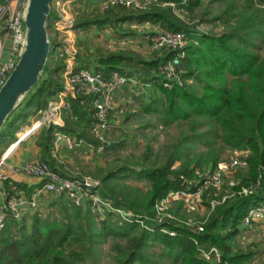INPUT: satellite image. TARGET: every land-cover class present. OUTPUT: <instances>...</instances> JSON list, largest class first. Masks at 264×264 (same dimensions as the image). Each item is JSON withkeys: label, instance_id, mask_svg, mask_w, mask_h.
<instances>
[{"label": "trees", "instance_id": "1", "mask_svg": "<svg viewBox=\"0 0 264 264\" xmlns=\"http://www.w3.org/2000/svg\"><path fill=\"white\" fill-rule=\"evenodd\" d=\"M54 1L51 0L46 22L50 41L46 68L35 86L6 118L0 130V146L14 141L16 132L28 124L31 117L37 116L38 111L44 109L48 101L54 99L62 89L60 73L64 70L65 62L53 57L61 46V40L57 39L58 32L54 29V22L58 19ZM170 2H174V6ZM200 2L151 0L146 10L114 7L104 12H84L75 18L73 30L80 33L122 22L136 25L148 23L164 30L186 32L189 39L180 66L184 81L190 79L191 84L185 83L170 90L158 84L160 93L154 101L142 102V109L162 118L165 125L186 120L192 115L216 123L210 140L218 138L222 140L223 146L232 151L249 152V167L246 172H236L238 184L231 186V189L236 190L258 180V190L252 195L228 198L217 205L204 223L203 232L197 233L193 226L182 224L175 227V236L159 231L149 232L138 223H119L111 213L98 219L88 206L75 207L66 197L60 196L51 201L50 212L46 214L36 211L20 222L13 219L7 222L0 230V264H88L87 259L94 245L107 238L113 241L122 238L127 243L124 246L114 244L112 247L115 264H156V260L145 255L147 249L156 244L160 246V251L155 256L165 264H249L258 254L257 244L241 248L236 237L240 235L239 223L246 211L264 202V0H225L224 7L217 14H204L201 18L206 22L211 24L218 20L222 24L220 33L199 30L196 23L183 18L184 15L190 18ZM102 56L99 61L104 64V76L115 69L129 76L132 72L123 67L141 62L138 56H126L122 51L108 50ZM169 56L171 53H164L160 59L144 62L143 70L148 79L159 81L156 66ZM150 70L155 73L148 74ZM194 81L199 84L200 91L193 87ZM81 101L80 96L70 98L71 112L65 126L44 125L39 134L40 160L54 171L58 170L52 166L49 158L55 129L78 132V138L99 144L88 134L92 117L87 115ZM71 117H75V122L66 127ZM210 140L206 142L208 146L212 143ZM117 144L108 140L106 135L103 152L116 148ZM180 144L173 149L166 163L159 167L97 168L92 175L100 182L98 193L110 198L115 206L124 207L138 215L152 216L155 202L167 191L184 188L180 174L192 178L189 162L172 168V163L179 159L175 150L182 147ZM221 150L223 148L209 150L206 158L196 160V164L201 166L210 163L211 167L216 166ZM123 172L124 175L119 177ZM130 177L146 181L150 184L149 188L144 191L139 186L119 183ZM3 182L8 195L24 190L30 196L33 191L26 184L9 179ZM186 216L188 214L184 213L182 217ZM95 219L99 220L98 230L94 229ZM195 240L201 246H216L221 252L220 261L204 260L198 254Z\"/></svg>", "mask_w": 264, "mask_h": 264}, {"label": "built area", "instance_id": "2", "mask_svg": "<svg viewBox=\"0 0 264 264\" xmlns=\"http://www.w3.org/2000/svg\"><path fill=\"white\" fill-rule=\"evenodd\" d=\"M150 1L104 0L101 9L107 11L114 7H122L131 10H146ZM28 2L29 0H0V87L3 86L17 64L25 46L24 21ZM169 4L174 6V2ZM54 8L58 15V19L54 22V29L66 35L62 38L57 53V58L65 62L64 70L61 73L62 89L57 92L54 99L48 101L44 109L38 111V115L33 118L31 124V127L38 124L37 128L23 138L35 133L44 125L59 126L61 115L71 112L70 98L80 96L82 97L81 104L85 106L87 115L92 117L89 134L99 144L96 145L82 138L72 137L55 129L52 138L53 147L58 150L60 143L64 142L70 150L85 147L90 151L102 153L105 150L104 144L106 143L109 120L114 113L115 94L132 78L116 69L104 76L101 71L91 70L83 65L76 66L74 64L76 57L75 40L73 39L74 14L70 11L67 1L64 0H55ZM188 39L186 32L164 29H160L149 36L152 50L171 53V56L163 59L156 66L159 83L165 89L170 90L175 86L184 84L180 63L185 57ZM73 118L75 119V117ZM16 134L17 138H22L19 137L18 133ZM13 142L1 156L0 167L5 157L10 153H7L9 149L15 147H12ZM247 165L246 157L233 156L228 164L221 162L215 168L209 166L204 170V168L191 166L192 178L189 179L184 174L179 175L184 188L167 191L163 197L155 202L154 214L148 216L138 215L124 207L115 206L110 198L102 197L97 191L100 184L97 179L76 176L65 177L51 169L44 161L29 160L22 165L23 172L39 177L42 183L31 192L30 196L20 191L13 195H8L5 190L0 191V197L3 200L0 205V230L10 219L20 222L27 210L36 212L39 208V197L44 193H52L58 198L60 196L66 197L76 207L88 206L98 219H102L107 213H111L119 223H138L149 232L159 231L169 236H175V227L185 224L190 227L193 226L195 231L200 233L204 230L202 219L194 218L192 220L189 215L187 218H178L177 215L170 212L171 206L178 202L186 214L198 213L205 208L210 214L217 205L222 204L228 198L254 194L260 187L258 180L236 190L223 194L219 192L222 185L231 187L238 184L236 179H230L224 183L223 175L242 172ZM262 222H264V202L249 208L242 217L239 225L241 238H244L243 234L251 225L259 226ZM194 244L198 247V253L204 260L220 261L221 252L216 246L212 245L205 248L197 240L194 241Z\"/></svg>", "mask_w": 264, "mask_h": 264}, {"label": "rangeland", "instance_id": "3", "mask_svg": "<svg viewBox=\"0 0 264 264\" xmlns=\"http://www.w3.org/2000/svg\"><path fill=\"white\" fill-rule=\"evenodd\" d=\"M84 1L85 0H75L73 2V7L76 11L73 12L74 18L84 12H102L101 7L99 9L97 6H94L91 12L81 10ZM224 2L225 0H201L200 5L193 10L192 16L189 18L188 15L185 16L183 14V18L188 20V22L196 23L195 26L199 30L220 33L221 30H223V26L218 20H215L210 24L201 17L204 14L208 16L217 14L224 7ZM65 36V34L58 32L57 39L62 40V38ZM75 37L77 40L80 57L88 56L87 54L91 52H95L96 55L101 56L104 54V52H107L111 49L108 47V45H111L109 41L104 40L102 37H100V35L98 36L93 32L84 31L76 33ZM75 37L73 36L74 40ZM136 44H138V47L135 50V52H137L136 54H139L145 60L146 58L150 59L153 56L154 58H160L162 54L166 52L156 51L157 54H150L148 52V47L139 45L137 41ZM111 46L113 47V45ZM149 47L151 48V46ZM152 51L155 52V50ZM81 53L84 55H81ZM181 70L183 72L182 68ZM191 82L192 80L185 79L184 84H191ZM192 85L196 90L200 91L201 88L197 82L194 81ZM116 106L117 112L114 116V119L119 122V125L111 126L110 131L107 133V137L108 140L113 141V143H118L117 147L110 149L107 152H102L100 154L97 153L98 156L95 154L90 156L89 153L85 154L82 152L69 154L70 157L74 158L75 164L78 166L77 171H80L79 173L77 172L73 175H76L77 177H90L91 179H95L92 175V172L97 170V168L108 170L115 169L119 166H127L136 169L151 166L159 167L166 163L173 149L177 145H181L180 143H182V147L175 150L179 155V159H176L172 163V168H178L182 163L189 162L190 166H196L206 170V168L210 166V163L202 164L200 166L196 164V160H204L206 158L207 152L211 149L218 151L220 148H223V150L219 151L220 160L217 162V164L221 162L228 164L233 156L246 157V159L248 158V151H232L231 149L223 146L222 140H219L218 138L214 139V141L210 140L212 137L211 132L215 130L216 123L203 120L202 117L192 115L186 120L173 121L165 125L162 118L159 119V117L154 113L144 112L141 102L134 98H130L129 96H126L125 101L116 103ZM32 122L33 120L29 125H23L19 131H21L24 127L31 126ZM193 133H195L196 136ZM198 133H200L201 136L198 137ZM209 140L212 142L209 144L210 146L206 144V142ZM122 141L125 143L119 144ZM9 143L11 144L12 140L9 141ZM9 143L7 145L0 146V158L4 151L10 146ZM86 155L88 156L87 160L84 159ZM216 166L212 168H215ZM248 167L249 162L246 169H244L242 172H246ZM235 174L231 173L226 176L223 175V179H225L224 183H227L230 181V179H236ZM122 175H124V172L120 173L119 177ZM123 182H126L130 186H139L144 191L150 186V184L146 181H137L133 177L119 181L120 184ZM231 190V187L222 185L219 192L223 194ZM50 203L51 201H49L47 205H44L39 212L44 214H46V212H50ZM169 210L173 215H177L178 218L182 217L185 213L181 204L178 202L173 204ZM188 215L192 220L194 218L197 220L202 219V222L204 223L209 216L206 208L198 213H190ZM114 219L116 220V218ZM94 229H100L98 219H95ZM243 236V239L240 235L236 237V241L238 242L239 246H241V248H245L247 245L257 244L256 248L259 251L249 264H264V226L251 225L245 231ZM114 244L124 246L127 243L122 238L117 241L107 238L100 244H95L94 248L92 249V254L87 259L88 264H115V251L112 249ZM210 246L212 245H204L205 248H209ZM159 248L160 246L156 244L155 246L148 248L145 255L150 259L156 260V264H165L166 262H162L160 258L155 256L157 252L159 253Z\"/></svg>", "mask_w": 264, "mask_h": 264}, {"label": "crops", "instance_id": "4", "mask_svg": "<svg viewBox=\"0 0 264 264\" xmlns=\"http://www.w3.org/2000/svg\"><path fill=\"white\" fill-rule=\"evenodd\" d=\"M67 1L68 7L70 11L76 12L73 7V2L75 0H64ZM104 0H85L84 4H82L81 10L86 12H91L93 10L94 6H97L99 9L101 7V4ZM112 9V8H111ZM102 10V9H101ZM130 10V9H127ZM102 12H104L102 10ZM161 28L158 26H154L148 23H145L143 25H136V24H128V23H122L118 22L114 26L103 28V29H97V28H91L88 29V31L95 33L96 35H100L104 40L109 41L111 45H108L111 49L109 51L111 52H117L122 51L126 56H130L135 58L138 56L140 58V61L137 65H131V66H125L123 67L126 71H131L132 74L129 75L131 80L127 82L125 86H123L121 89H119L115 94V110L112 114L110 120H109V127L107 129V133L110 131L111 126H118L119 122L114 119V116L117 112V106L116 103H119L121 101L126 100V96H129L130 98H134L138 101L145 102H152L155 100V98L158 95V84L160 85L159 81L156 80H150L148 79L145 71L143 70V64L144 62H148L151 59H154V56L150 59H143L139 54H136L135 52L136 48L138 47V44H136V41L139 43V45L148 47V52L150 54H157L156 51L153 52L151 48L149 47V36L159 31ZM76 33H73V36L75 37ZM136 39V40H135ZM84 41V40H83ZM60 48H57L54 53V59L57 58V53L59 52ZM74 49L76 50V57L74 59V64L76 66L83 65L91 70L101 71L104 67V64H102L99 59L103 56L96 55L95 52L88 53V56H82L80 57L78 46H77V40L75 37L74 41ZM81 55H84L81 53ZM158 58V57H157ZM160 59V58H159ZM50 65V64H49ZM93 66V67H91ZM46 68V65L44 69ZM120 68H122L120 66ZM43 69V70H44ZM155 73V71L150 70L148 74ZM61 78V73H60ZM68 113H63L60 117L59 126L63 127L65 126V121L68 119ZM34 116L31 117L28 121V125L33 120ZM75 119L72 117L69 119V122L66 123V127H69V123H73ZM57 131H60L56 129ZM55 131V130H54ZM41 132V129L36 131L35 133L23 138L20 140L15 147L10 151V153L5 157L3 164L0 167V191L5 190L4 188V180L9 179L11 181L26 184L29 188H32L33 190L41 185V179L39 177L31 176L23 172L22 165L29 160H40L41 158V148L38 145L39 140V134ZM63 133H67L72 137H78V132L74 131H60ZM17 133V132H16ZM89 134V129H88ZM17 136V134H15ZM90 135V134H89ZM53 138V137H52ZM53 140H51V149H50V158L49 161L56 168L59 174L65 176V177H73L76 175H73L75 173H79L80 171H77L78 166L75 164V160L73 157H70L69 154L76 153V152H82L85 154L97 155L96 152L90 151L89 149L85 147L78 148L76 150H70L67 148V146L64 144V142L60 143L59 149L55 150L53 147ZM13 142V141H12ZM10 144V143H9ZM100 154V153H98ZM98 156V155H97ZM81 159V158H80ZM84 159H88V156L86 155ZM20 192H23L24 190H19ZM27 195V194H26ZM58 197L54 196L52 193H44L42 194L38 199V210L40 211L44 205H47L49 201L56 200ZM3 203L2 198L0 197V205ZM34 212L31 210H27L24 214L23 218H28L30 215H32ZM240 224V223H239ZM263 225L264 222H262L259 226ZM241 234V233H240Z\"/></svg>", "mask_w": 264, "mask_h": 264}, {"label": "water", "instance_id": "5", "mask_svg": "<svg viewBox=\"0 0 264 264\" xmlns=\"http://www.w3.org/2000/svg\"><path fill=\"white\" fill-rule=\"evenodd\" d=\"M50 8L51 0L28 2L24 21L25 46L17 64L0 87V130L11 111L35 86L46 65L50 53L46 28ZM21 139L16 137L12 147Z\"/></svg>", "mask_w": 264, "mask_h": 264}, {"label": "bare ground", "instance_id": "6", "mask_svg": "<svg viewBox=\"0 0 264 264\" xmlns=\"http://www.w3.org/2000/svg\"><path fill=\"white\" fill-rule=\"evenodd\" d=\"M37 125H38V124H36L34 127H31V126H29V127H24L21 131L18 132L19 137H22V138H23V137L26 136L27 134L33 132V131L37 128ZM12 149H13V148H12ZM12 149H9L8 153H9L10 150H12ZM6 155H7V154H6ZM6 155H5V156H6Z\"/></svg>", "mask_w": 264, "mask_h": 264}]
</instances>
